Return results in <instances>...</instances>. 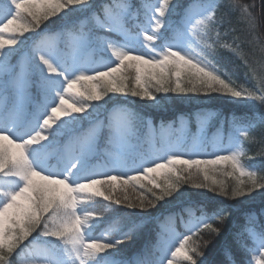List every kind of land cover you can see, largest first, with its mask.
<instances>
[{
	"label": "snow or ice",
	"instance_id": "snow-or-ice-1",
	"mask_svg": "<svg viewBox=\"0 0 264 264\" xmlns=\"http://www.w3.org/2000/svg\"><path fill=\"white\" fill-rule=\"evenodd\" d=\"M170 4L171 0L145 3V22L132 25L140 10H133L129 0L99 6L93 0H0V264H14L13 253L21 257V264H238L236 249L249 253L248 264H264V206L250 208L235 227V207L211 208L196 200L182 204L166 219L174 225L189 217L185 232L166 228L161 255L155 259L148 252L122 256L121 246L142 225L122 230L119 239L90 234L102 218V213L89 210L97 200L104 202L105 212L120 207L146 211L171 200L185 185L237 201L264 198V170L257 172L241 162L245 152L239 136L235 149L217 147L212 153L204 139L187 147L178 139L150 152L141 148V117L127 106L129 97L158 105L157 94H218L264 104V75H256L245 59L256 81L245 87L216 59L221 49L244 56L238 47L222 43L227 33L216 30L222 20L217 18L218 5L193 4L184 26L173 29L166 19ZM242 9L254 29L256 17L247 5ZM77 16H85L92 27L85 31L86 21L72 22ZM42 24L45 29L63 25L60 34L67 36V51L42 34ZM112 33H119L123 41L112 40ZM31 36L40 40L23 62L12 63ZM193 42L201 49L195 56ZM93 46L110 53L108 63L95 66L79 56ZM260 48L264 52V43ZM108 105L113 107L106 118L98 119ZM254 127H236V132L252 140ZM61 137L66 140L61 142ZM99 156L105 161L102 167L91 163ZM220 165H230L228 175L238 173L235 184L216 179ZM129 188L144 189L151 198L141 191L133 199ZM118 189L122 198L115 195ZM201 233L224 237L223 260L210 258L214 246ZM29 237L31 246L21 247Z\"/></svg>",
	"mask_w": 264,
	"mask_h": 264
},
{
	"label": "trees",
	"instance_id": "trees-1",
	"mask_svg": "<svg viewBox=\"0 0 264 264\" xmlns=\"http://www.w3.org/2000/svg\"><path fill=\"white\" fill-rule=\"evenodd\" d=\"M148 1L150 0H129L133 6V10H140L139 16L132 21V25L143 24L145 22L143 5ZM152 1L162 2V0ZM110 2L111 0H93V3L97 6ZM209 2H215L218 5L217 18L218 20L222 18L216 30L221 33H227L222 43L238 47L239 51L244 54L243 57H239L227 49H221L216 57L219 65L226 69L238 84L249 88L253 87L256 81L251 76V70L244 65V60L246 59L255 69L256 75H264V52L260 48V44L264 43V4L261 3V0H240L239 5H236L233 0H171V15L168 16L166 14V19L170 21L173 29L180 28L184 26L183 22L190 6L195 3L207 4ZM244 5H247L248 11L256 17L254 29L249 27L248 20L244 18L245 13L242 9ZM81 20L86 21L85 31L92 27V23L88 22L85 16H77L72 22H79ZM45 23L48 22L46 21ZM41 29H43L42 34L50 36L52 41L62 50L67 51V36L60 34L63 25H49L45 29L42 24ZM41 29H37V31L39 32ZM136 30L133 28V33ZM97 34L104 35L102 32H98ZM167 35L172 36L173 32L169 30ZM214 35L215 32L213 33V37ZM110 38L117 43H119L118 41H123V37L119 33H112ZM38 40H40V37L31 36L24 45L19 46L21 50L13 55L12 63L19 64L23 62L26 54L31 53L33 45ZM156 43L159 44L160 41ZM191 51L192 55L195 56L201 49L193 42ZM79 56L85 61L93 62L95 66L108 63L110 59V53L96 51L95 46L92 49L79 53ZM246 73L248 74L247 76ZM33 95L38 97V90L33 89ZM157 95L160 98L158 105H147L136 98H128L130 103L127 106L139 113L141 117L137 129L143 151L150 152L153 147L158 148L166 141L184 140L187 147L195 141L204 139L208 144L207 152L212 153L216 151L217 147L225 149L233 147L235 149L236 138L239 136L243 144V151L245 152V155L241 157V162L257 172L264 170V154H261L264 152V104H261L259 101L240 102L218 94H213L211 97L197 95L181 96L175 94H168L167 96L163 94ZM112 107V105H108L106 109H102L98 119L104 120ZM32 110L33 106H29V111ZM149 121L151 122V128H149ZM248 124L255 125L252 132L254 139L252 140H245L242 134L236 132V127H240L243 130V127ZM83 127H88V123L84 122ZM60 139L61 142H64L66 137H61ZM103 147L104 141L102 139L100 142L101 150H103ZM50 162L55 164V158H52ZM104 162L103 156L95 157L91 160V163L97 167H102ZM231 171L230 165L217 166L216 179L222 180L230 186L235 184V176L238 173L228 175L227 173ZM184 188L188 189L187 192H185ZM184 188L171 200L160 201L156 207L149 208L146 211L120 207L105 212L104 202L97 200L89 210L102 213V218L100 221L95 222L96 227L93 233L90 234L97 237H108L111 234L114 238L119 239V233L122 230H127L135 225H142L136 234L130 240H126L121 246L122 256L131 257L137 253L148 252L155 259L161 255L160 248L162 247V239L165 238L166 228H174L176 232H185V222H187L189 217L185 216L184 222L177 221L174 225H169L166 219L170 214L178 212L182 204L196 200L211 208L220 206L235 207L237 215L235 227L244 222V213L250 208L259 209L261 206H264V198L258 195L255 200L240 198L237 201L217 195V193L206 189L190 188L188 185H185ZM141 191L145 190L137 189L133 192L129 188L128 194L135 199ZM115 195L122 198L123 193L118 189ZM145 195L151 198L150 194L146 191ZM35 235L36 233H33V236ZM168 235H171L170 231ZM201 235L203 239H210L214 246L211 247L212 256L210 258L223 260L224 257L220 246L224 243V237H210L207 233H201ZM31 240L32 237H29V240L24 241L21 247L29 245V241ZM249 245L251 246V242H249ZM256 255H259V253L257 252ZM115 258L120 259L121 257ZM10 259L14 261V264H21V257L17 256L16 253H13ZM235 259L238 264L241 261L243 264H248L250 255L243 250L236 249Z\"/></svg>",
	"mask_w": 264,
	"mask_h": 264
},
{
	"label": "rangeland",
	"instance_id": "rangeland-1",
	"mask_svg": "<svg viewBox=\"0 0 264 264\" xmlns=\"http://www.w3.org/2000/svg\"><path fill=\"white\" fill-rule=\"evenodd\" d=\"M157 3H154V5H156ZM120 43V41H118ZM186 46V45H185ZM174 141V140H173Z\"/></svg>",
	"mask_w": 264,
	"mask_h": 264
}]
</instances>
